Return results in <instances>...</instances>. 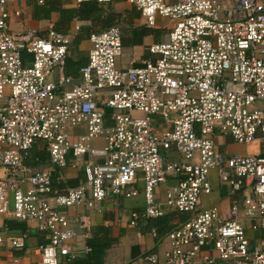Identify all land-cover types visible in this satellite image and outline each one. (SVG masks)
<instances>
[{"label":"built area","instance_id":"obj_1","mask_svg":"<svg viewBox=\"0 0 264 264\" xmlns=\"http://www.w3.org/2000/svg\"><path fill=\"white\" fill-rule=\"evenodd\" d=\"M13 1L0 0V216L37 223L47 240L39 264H60V255L72 262L89 239V217L64 209L138 196L139 174L144 219L190 216L163 236L162 254L140 264H264V237L247 236L248 227L264 231V0H126L149 25L172 23L166 41L149 48L155 59L120 68L122 35L108 27L90 36L88 62L68 91L60 89L71 84V34L53 26L13 32ZM77 129L84 133L72 139ZM219 134L252 150L221 153ZM97 139L100 149L91 145ZM36 143L50 158L38 172L26 165ZM83 157L85 180L53 195V179ZM212 174L230 197L227 208H204ZM170 179L161 199L157 190ZM27 238L8 243L21 251Z\"/></svg>","mask_w":264,"mask_h":264},{"label":"crops","instance_id":"obj_2","mask_svg":"<svg viewBox=\"0 0 264 264\" xmlns=\"http://www.w3.org/2000/svg\"><path fill=\"white\" fill-rule=\"evenodd\" d=\"M41 1V3H39ZM47 0H14L8 5L11 14L9 26L15 33L27 30L44 34L48 27L65 34H71V45L68 58L65 63V75L71 78V84L61 91H68L75 84L79 83V70L88 62L89 50L91 47L89 38L92 34L98 33L108 27L117 26L122 35L123 54L118 61L120 68L130 66L139 67L143 62L154 60L156 56L150 54L149 48L156 43L165 42L172 23L167 20L156 18L154 25H149L148 20L126 0H112L109 3H98L100 10L88 14V18L78 20L73 17L71 20L61 11L80 9L75 0H55L54 10L47 21L35 18V3L40 5ZM21 11V16H15V11ZM76 25L80 29L75 30ZM58 73L52 76L56 81ZM107 123L109 121L107 120ZM72 139L83 134V129L74 131ZM218 150L226 155L235 153L248 154V148L234 143L230 136L219 134L216 138ZM91 145L100 149L104 145L103 139L91 142ZM38 156V157H37ZM31 159L26 165L33 171H41L50 166V158L42 143H36L31 151ZM37 157V158H36ZM98 159H95L96 161ZM68 162L72 158L68 157ZM74 162V161H73ZM88 162L87 157L76 161V167L69 166L63 171V180L53 179V195L62 194L68 188L75 187L85 180L84 165ZM55 175L58 174L55 173ZM213 178L214 192L210 197L204 198V208L214 204L227 208V201L230 197L225 187H218ZM175 181L170 179L161 185L157 194L162 199L168 186ZM139 191L135 197L125 198L122 195L111 194L108 199L96 207L87 208L78 206L73 209L62 211L69 218H76L78 215H86L90 221V236L79 244V253L74 262H69L66 256L60 255V264H140L141 258L147 253L162 254L163 236L174 226L170 220V213L160 219H144L141 213L145 207L143 197L144 183L141 174L138 175L137 184L134 186ZM208 200V201H207ZM137 213L139 218L133 222L132 214ZM174 213V212H172ZM171 213V214H172ZM134 223V225H132ZM247 236L255 241L254 231L249 230ZM262 231V230H261ZM27 233L26 246L24 250H13L8 239ZM264 237V231H262ZM96 238V240L93 238ZM261 237V238H262ZM98 239V240H97ZM95 242L93 250L88 244ZM45 234L38 231L37 223L19 222L14 220L11 214L0 216V264H39L40 247L46 244Z\"/></svg>","mask_w":264,"mask_h":264},{"label":"trees","instance_id":"obj_3","mask_svg":"<svg viewBox=\"0 0 264 264\" xmlns=\"http://www.w3.org/2000/svg\"><path fill=\"white\" fill-rule=\"evenodd\" d=\"M54 3L55 0H47L46 2H43L41 5L39 3H35V18L38 20L47 21L49 19L51 12L54 10ZM98 5L99 4L97 2H84L81 4L80 9H78L76 12L74 10H68V11H61V13L65 14L69 20H71L73 17H77L78 20H82L88 18L90 16V13L99 11L100 7ZM29 159H31V157ZM168 216H171L170 220L174 222V226H172L171 228L175 227L178 224L185 223L190 218L188 214L177 213V212H174L172 214L170 213V215ZM96 238L97 237L93 238V240L94 239L96 240ZM88 244L91 248H93V250L97 245L96 241L95 242L89 241Z\"/></svg>","mask_w":264,"mask_h":264},{"label":"rangeland","instance_id":"obj_4","mask_svg":"<svg viewBox=\"0 0 264 264\" xmlns=\"http://www.w3.org/2000/svg\"><path fill=\"white\" fill-rule=\"evenodd\" d=\"M250 149L252 150V148H250ZM250 149H249V150H250ZM207 201H208V200H207ZM253 234H254L253 237H254L255 239H259V238H261V237L263 236V235H262V231H261L260 229L255 230ZM213 256H214V257H217L218 255H217V253H214Z\"/></svg>","mask_w":264,"mask_h":264}]
</instances>
